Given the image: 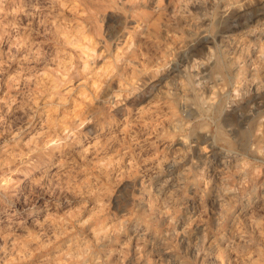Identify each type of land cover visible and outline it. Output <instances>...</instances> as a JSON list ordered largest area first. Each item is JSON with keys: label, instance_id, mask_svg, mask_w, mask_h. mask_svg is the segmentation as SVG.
<instances>
[{"label": "rangeland", "instance_id": "rangeland-1", "mask_svg": "<svg viewBox=\"0 0 264 264\" xmlns=\"http://www.w3.org/2000/svg\"><path fill=\"white\" fill-rule=\"evenodd\" d=\"M178 1L179 0H166V3L171 5L167 11V18L161 16V17H159L158 21H157L156 17L151 16V13L153 12L152 8L145 9V8L141 7V8L133 9V7L131 5H127L123 8L122 11L118 8L107 9L105 11L104 15H106L107 17L119 16V17H121V29L123 27L124 21H125V25H124V28L122 29V37L118 40L117 43H111V41H110V43H111L110 51L105 53L104 59H98L97 57L100 56V53L103 51V47L102 46L95 47V48L92 47L91 41H93L95 39V37H94L92 30L88 28L87 21L89 18L87 16L83 15V13H86L89 10H91V12L95 14L97 19L100 17L101 13L97 7H95L91 3H89V0H64V2L67 4V7L61 6L60 0H0V30L2 29V31H0V137H1L0 138V145L2 146V147L0 146V149H1L0 150V157H1L0 158V181H1L0 183H2L5 186L4 188L0 187V192L3 191L0 193V241H1V239L3 241V242L1 241L2 245L0 244V246H1L0 247V249H1L0 253H2L4 251L6 252V253L5 252L2 253L3 255L0 254L1 255L0 256V261H1L0 264H2V263L3 264H35V263L36 264H42V263L43 264H54V263L59 264V262H60V264H66V263L67 264H78V263L79 264H85L86 262H87L86 264H93L94 261L97 264H114V263L115 264H149V263L150 264H182V263L183 264H208L210 261L209 259H211L210 264H229V263L230 264H239V263L244 264V262H242L241 258L243 255H245L247 253L248 254L250 253L252 255V259H253L254 264H262V263L264 264V257L261 256V247L263 245H261L259 248L256 246L257 245L256 243H258L256 235H255L253 240L248 241L247 243H245V245L243 243L241 246L236 245L237 244L235 242L236 239L234 240V238L231 235L232 228H234L235 226L241 225L243 222L242 217H241V215H242L241 205H237L236 207L233 208V210L231 212L232 214L230 213L228 216L229 218L227 217L228 219L227 218L222 219L221 215H219L218 220H216V218H213V220H212V219H210V217L212 216L211 211H209L207 213V216L204 215L205 210L211 208V204L208 202V196L206 194L202 193V187H203L202 185H204L203 180L204 181H211L214 184L216 183L217 190H218L217 191V197H218L219 201L220 200H227L228 198H231V199L240 198V199H243V201L246 200L249 203V206H248L249 208H247L248 212L249 211L251 212L252 208H254V209L259 208L258 210H260V208H261L260 211L262 213L257 217V223H258V225H261V223H262L261 226H264L263 225L264 224V207H263L264 206V193H263L264 192V173H262V172H264V147L262 150V146H264V107H263L264 104L260 103V100L264 99V94H261V96L259 98L255 95L256 87L264 88V73H261L259 75L260 77L258 76V79L261 81V83L258 86L257 85H254V86L245 85V87L242 89V98L240 100H234V99L230 98V96H225V97H221L219 103H213L211 101L212 100L211 89L209 88L211 84L219 83V81H217L215 79L216 76H227L228 75L227 71L229 70L228 69L229 64L231 63V61L234 58H236L238 56L239 57L241 56L244 59L247 57L245 60L243 59L245 62L246 69H248V66L251 64V62L254 65L253 67H256L258 65H262V63L264 65V58H261V48L264 47V43H263L264 41H261V42L253 41L251 39L250 33H246L247 28L250 27L251 25L250 26L244 25L242 23H240L238 25L234 24V22H238V21H241L243 19H247V16L245 13H240L238 11V9L233 7L231 9V11L228 12L227 17H226V10H227L226 5L228 4V0H223V2L220 4L218 9L216 8V5L213 3L212 0H191V3L188 0H180L179 2ZM186 2H187V4H186ZM189 3H190V5H189ZM85 5H87V7ZM187 6H188V8H187ZM177 10H178V12H177ZM214 10H215L216 19L213 22L210 14ZM249 10L253 13V15H257L261 11H264V10H261L259 8L248 9L246 6V11H249ZM180 11L182 14L180 13ZM177 15H178V17H177ZM205 16H207L206 19L203 18ZM129 17H132V19H129ZM154 18H156V19H154ZM152 20H153V22H152ZM177 20H179V21H177ZM190 20H192V21H190ZM154 21H156V22H154ZM189 21H190V23H189ZM197 22H199V24H201V27H206V26L212 25L216 30H218L223 35V40L219 41L217 43V47L215 49H210L209 52H204L202 54V57H201L202 59H205V60L207 59L208 61L214 62V65L215 66L217 65L218 68L216 66L214 72L211 73L209 75V77H204L203 79L208 80V83L202 84V83H200V81H196L194 79L195 75L197 74L196 68L198 66L195 64L189 66V68L185 71L184 76H183V79L185 80V84H184L183 88H181L180 91H177L175 88H173L169 93V95L172 96V102L174 101L173 102V104H174V116L172 119L173 123L171 121V123H170L171 125H170L168 122H166L168 124L164 125L165 128H168L170 125V127H173L175 129H183V127H184L183 125H185L186 122L189 123L194 119V120L198 121L200 124L202 123L201 125L203 126V128L208 129V130L203 131L199 134L207 137V139L209 141V145H208L209 151L206 153H203L205 158L200 157V159H199V157L197 156L196 163L195 164H189L188 160L190 158L196 156L195 151L197 150L196 152L198 153L199 152L198 149L193 150V152H191V153H187V154L185 153L182 156H176L175 152L173 153L168 148H166L163 144L160 146L159 142H157L155 145L152 146L151 145L152 141L156 140V136L153 138L154 135H151V127H146V128L144 127L143 128L142 124L138 125L139 123H136L135 115H133L132 117H130V120L131 121L133 120V121H132L131 126L128 129V127H126L124 123H121L122 117L114 114L115 110H113V115H111V116L105 111L101 101H103L106 98V96L104 95V92L108 91V87L110 86V84H111V86H115V85H112V81H110L108 79L109 75L112 76L113 79L117 75L121 74L122 72L125 73V75H126L127 72L130 71V69H128L129 62L139 63L140 65H142L146 68H149V69L154 68L158 72H166L168 70L169 63L175 62V55L174 54L179 52V51L185 50L187 48L188 44H189V48L192 46L193 42L190 41L187 44V41L182 39L181 33L184 32L183 34L186 35L187 31H188V25L194 24ZM151 23H152V25H151ZM146 24H148V25H146ZM181 25H184V26L181 27ZM149 27H152L153 30ZM193 27H195V25H193ZM105 29H107V25H105ZM134 30H136V32ZM118 31L119 30L113 29V28L107 29L108 34L110 36H113V37H115L118 34ZM146 31H147V33H146ZM161 31H164V32H161ZM169 32L173 33V36H169L167 34ZM125 33H126V35H125ZM136 33H137V35H136ZM232 34H233V36H232ZM202 35H203V33H201V36ZM82 37L86 38V39L83 40ZM227 39H229L228 43H227ZM142 40H144V41H142ZM171 40L172 41L175 40V42L178 43L180 45V47L177 48L176 43L170 44ZM165 41H166V43H165ZM199 42H200V37H197L195 43H199ZM122 43H123V45H126L128 43L127 45H129V47L132 46L131 48L133 51H128L127 48H125L124 52L126 54H122V58H120L119 63H117L115 60V57H116V54L118 52H120V49L124 47L122 45ZM159 43L160 44L162 43L163 46H162V44L159 46ZM164 43L167 45V47L165 46ZM17 44H18V46H17ZM22 44L25 46H23ZM239 44H240V46H237ZM256 44L258 45V47ZM260 44L262 47L260 46ZM16 47H18L17 50H19V51L14 49ZM240 47L244 49V53L236 54V56H235L233 53H235L236 50L240 49ZM82 48H84L87 51H85L84 49L82 50ZM225 48H226V50H225ZM245 48H249L250 50L245 49ZM254 49L256 50V52ZM79 50L81 51V53ZM258 51H259V53H257ZM166 52H168V53H166ZM169 52L173 53V55H171L172 57H169L170 56ZM228 52H230V53H228ZM137 54H138V56H137ZM257 56H258V58H257ZM161 58H163V59H161ZM256 58L258 60H260V63L255 62ZM127 59L129 62L127 61ZM213 59H215V60H213ZM19 60H21V62ZM75 60L77 63L75 62ZM86 60H87V62H86ZM106 62H109V63L106 64ZM18 64H19L20 68H19V66H17ZM78 64H79V66H78ZM81 65L83 67H81ZM105 65H106V67H105ZM111 65H112V67H110ZM149 65H151L152 67ZM157 65L160 67H158ZM70 66H71V68H70ZM99 67H100V69H103V71L99 72L100 78H99V75L98 76L92 75L93 73H96L95 70H97V69L100 70ZM107 67H109V68H107ZM219 67H221V68H219ZM16 69H20V70L17 71ZM15 70L17 72H15ZM88 70L89 71L91 70V72H89ZM234 70L235 69H232L231 71L234 72ZM89 74H90V76H88ZM247 74L248 73L246 72V75ZM101 77L103 79H101ZM247 77L250 78L248 75H247ZM83 78H85V79H83ZM91 78H93V79H91ZM78 82H80L81 84ZM228 82L229 83L231 82L230 77H229ZM77 83H78V85H77ZM91 83H93V84H91ZM187 83H189V84H187ZM90 85H93V86H90ZM197 85H199L200 88L197 87ZM97 86H99V89H100L98 92H97ZM192 87H193V89H192ZM249 88H251V91H248ZM65 89H67L66 93H65ZM199 89H200V91H199ZM77 91H78V93H77ZM100 91H102V92H100ZM244 91H246V92H244ZM57 92L59 94H57ZM93 92H97V94L100 97V100L95 101L94 102L95 104L91 103V105H90V103H88V102L94 100V97L92 95ZM62 94L65 96H62ZM100 94H101V96H100ZM194 94H195V96H194ZM254 95H255V97H254ZM79 96H81V97H79ZM177 96H179L180 99ZM58 97L60 99H57ZM86 98H87V100H86ZM6 99H7V101H6ZM14 101H15V104H14ZM197 102H198V104H197ZM8 103H9V106H8ZM188 103H189V105H188ZM253 103L257 104L256 108H252ZM13 105H15V106H13ZM190 105H192L191 108H190ZM194 107H195V109H194ZM1 108H3V109H1ZM93 108L96 109L97 111L95 110L96 111L95 112ZM4 109H6V110H4ZM206 109L207 110L209 109V110L207 111ZM201 110H203V111L201 112ZM201 113H203V114H201ZM229 113H231V114H229ZM237 113H239V116L237 115ZM37 114H39V116ZM193 116H194V118H193ZM77 117H80V118L82 117L81 119L79 118L78 122L80 120H83V118L88 117L89 119L92 120V124L86 125L85 128L81 130V133L77 134L76 142H72L70 144V147L63 150L64 159L62 158L63 156H62L61 152H57L53 149H49L47 153H39V152L37 154L35 153L30 158L27 156L31 148H34L37 146H42V142H45L46 138L49 135H51L53 132L59 134V133H62L63 129L68 128V126H69V128H71L72 124H73L72 122L74 120L77 122V120L75 119ZM145 119H147V118H145ZM29 121H31V122H29ZM134 121H135V123H134ZM241 121H247V125L241 131L240 137H236L233 134V130L231 129V126H232L231 123H233V126H234V124L236 125L238 122H241ZM24 122L25 123L27 122V123L25 124ZM51 123H52L53 127L51 126ZM66 123H68V124H66ZM258 125H260V129H259ZM64 126H66V127H64ZM38 127H40V128H38ZM134 127H136V129ZM178 127H180V128H178ZM89 128L94 129L95 134L93 137H95V138H92V136L89 137L87 135ZM131 128L133 129V131L135 130V132H132ZM138 128H140V129H138ZM141 128H143V129H141ZM144 129H146V132H144L145 131ZM120 130H122L123 132ZM258 130H259V132H258ZM36 131H38V133H36ZM157 131H160V130L157 129ZM257 132L259 133V135ZM43 134H45V135H43ZM123 134H124L125 138H124V136H122ZM27 135H28V137H27ZM37 136L39 138H36ZM100 136H102V137H100ZM128 136H129V138H128ZM149 136H151L150 141H149V139L148 140L146 139ZM260 137H261V139H260ZM91 138H92V140H91ZM252 138H255V139H252ZM86 139H88V140H86ZM119 139H121V140H119ZM257 139H259V140H257ZM24 140L26 142H24ZM29 140L30 141L32 140L33 142L32 141L30 142ZM97 140H99V142H101L102 144L104 141H106V142H104L103 145L99 144L100 145L99 147H102L103 150L99 152V157H96L97 156L96 152H95V154H94V152H91L93 154L90 153L91 155H88V160L94 164V163H96V160L98 158V159H100L101 163L106 162L105 166L107 167V164H112L113 166H115L116 160L122 159L121 164L124 166H122L120 164V168L125 173H124V176L122 177L120 187H123L125 185H131L133 187H132V191L130 193L131 195L128 198V202L126 203L127 205L125 204L121 208V210L117 211L114 204H112V205H109V209L107 211L104 210V211L100 212L99 209L101 208V204L96 203L95 204L96 209L98 207L99 208L96 210V212H94V213L89 212L90 213L89 214L88 211H85V210L80 208V200L82 197L77 193L78 190H77V192H75L74 190L71 191L72 189L76 188V184H73L71 177L69 175H65L64 173L68 172L69 168H71V167L77 166L76 167V168H78V169H76L77 172H79V166L81 168H88L89 165L83 159H81L80 152H81L82 148H84L87 143L88 144L91 143V144L95 145V143H97ZM251 140H253L254 142H251ZM258 141H260V142H258ZM23 142H24V144H23ZM148 142L150 143V146L148 145L149 144ZM167 142L168 141H166V143ZM168 143H170V142H168ZM177 143H180V142L177 141ZM88 144L86 145V147L89 146ZM241 146H242V148H241ZM113 147H115V148H113ZM145 147H146V149H144ZM256 148H257V150H256ZM258 148H260V150ZM106 149H107V151H105ZM128 149H130V150H128ZM148 150H151V151H148ZM27 151H28V153H27ZM133 151H135V153H133ZM144 151H145V153L143 155ZM128 152H129V154H128ZM151 152H153V153H151ZM255 152L257 154H255ZM23 153L25 156L23 155ZM125 153L128 154L127 156L129 158H127ZM18 154H19V156H18ZM141 154H142V156H140ZM5 155H7V156L9 155V156L5 157ZM12 155H13V157H12ZM129 155H131V156H129ZM160 155H163V156H160ZM104 156H105V159L103 158ZM235 156H236V158H235ZM16 157H23V158L25 157V159L24 160L16 159ZM110 157H111V159H109ZM145 157H148V158H145ZM255 157L256 158L258 157V159H256ZM59 158H60V160H59ZM125 158H127L128 160L127 159L125 160ZM157 158H158V160H157ZM165 158H166V160H165ZM171 158H173V159L171 160ZM27 159H31L32 161H35V163L29 164V163L25 162ZM162 159H163V161H162ZM218 159H219V161H218ZM228 159H230V161H233L234 159L238 160L239 163L241 164L242 170L240 171V174L238 176H236L235 178L226 176L223 179H219L210 169L213 165H217V164L221 163L222 161L229 162ZM134 160H136V161H134ZM12 161H14V162H12ZM74 161H75V163H74ZM123 161H124V163H123ZM149 161H150V163H148ZM206 161H208V162H206ZM53 162H54V166H53ZM143 162L147 163V165L144 164ZM4 163H6V164H4ZM69 163H71V164H69ZM247 163H248V165H247ZM7 164H8V166H7ZM185 164H186V166H185ZM209 164H211V165H209ZM253 164H255V165H253ZM65 165H67V166L64 168ZM258 165L259 166L261 165V166L259 167ZM16 166H18V167H16ZM126 166H128V167L126 168ZM7 167H9V168H7ZM130 168L133 170H130ZM108 170L110 171V169H108ZM180 170L183 172H181ZM47 171L49 172V174L47 173ZM50 171H52V172H50ZM58 171H59V173H57ZM126 171H128L130 173H127ZM9 172H10V174H9ZM50 173H52V174H50ZM41 174H43L44 177ZM79 174L80 175L76 176V183L77 184L80 181V178L81 179L84 178V174L82 172H79ZM177 174H179V175H177ZM47 175H49V176H47ZM73 175H75V174H73ZM38 176H39V178H38ZM46 176L49 177V179ZM63 176H65V177H63ZM175 176H176V178H175ZM8 177H10V179ZM183 177H185V179L187 178V181H186L187 185H186V183H181L182 180H184ZM42 178L45 180H43ZM52 178H54V181L56 180L59 183L57 184V182H53ZM260 178H261V180H260ZM16 180H17V182H16ZM28 180L30 181V183ZM47 180H49V181H48V185L46 186ZM7 182H8V184H7ZM156 182H158V184ZM161 182H163V183H161ZM37 183H39V184H37ZM193 183H194V185H193ZM32 184H34V185H32ZM53 184H54V186H53ZM190 184H192V185H190ZM10 185L12 186V188H10L11 187ZM39 185H41V186H39ZM64 185H66V186H64ZM179 185L181 186V191H180L181 197L183 196L182 197L183 204L181 201L180 205L183 208L185 206L184 209L180 205L179 206L176 205V207H175V206L170 205L168 202L164 201V198L167 197L168 195L172 194V192L174 190H176L175 188H179L178 187ZM158 186L161 188H158ZM172 187L174 188V190H172L173 189ZM253 188H255V189H253ZM228 189H229V191H228ZM184 190H185V192H184ZM186 191H187V193H186ZM72 192L74 193L75 197L73 196ZM159 193H160V195H159ZM197 195H198V197H197ZM226 196L227 197L230 196V197L227 198ZM136 198H137V200H136ZM113 200H114V197H113ZM260 200H262V201H260ZM92 201L95 202L96 197H93ZM104 203H107V201H104ZM162 203H164V204H162ZM92 204L93 203H89L88 207L92 208L93 207ZM252 205L255 207H253ZM260 205L262 207H260ZM39 206L45 207L46 210L45 211L43 210L44 212L41 211L40 213L37 214L35 212ZM168 206L170 209L168 208ZM76 207H78V208H76ZM67 209H69L70 213L66 211ZM77 209H79V211ZM166 209H167V211H166ZM140 210H142V211H140ZM151 211H152V213H151ZM175 211H177V212H175ZM80 212H82V213H80ZM58 213H60V214H58ZM91 213H93V214H91ZM33 214L36 218L33 216ZM44 214L45 215L47 214L46 217L43 216ZM193 214L197 215V216H194ZM30 215L33 217H31ZM72 216L75 217V219ZM29 217H30V219H29ZM89 217H91V218H89ZM117 217H120V218H117ZM259 217H261V218H259ZM41 218L42 219L44 218L46 220V222L48 221L47 224H43L44 220H42ZM47 218H48V220H47ZM65 218L68 221L64 220ZM83 218L84 219L86 218V220L83 221ZM231 218H233V219H231ZM80 219L82 221H80ZM202 219L207 222L208 226L212 225L211 227L213 228V230L211 228V231L209 232L207 239H205L203 235H204L205 231H208V228L204 227L205 225L201 223ZM89 220H92V221H89ZM109 220H111V221H109ZM113 220L114 221L116 220V221L114 222ZM234 220L235 221L237 220V221L234 222ZM85 221H87V223H85ZM183 222L185 223V225ZM244 222H245V220H244ZM115 224H116V226H115ZM132 224H133V226H131ZM189 224H191L190 231H189V228L187 227ZM245 224L248 226V224H249L248 220H246ZM13 225L16 227H14ZM81 226H82V228H81ZM175 226H176V228H175ZM25 227H26V229H25ZM50 227H52V228H50ZM180 228H182V229H180ZM48 229L50 230V232ZM179 229H180V231H179ZM186 229H187V233H186ZM251 229L257 230V232H256V230L254 231L255 234L259 232V229L256 227L251 228ZM51 230H53V231H51ZM117 230H119V231L117 232ZM159 230L161 232H159ZM175 230H176L175 233L176 234L178 233L179 236L174 234ZM222 230H223V232H222ZM17 231H18V233H17ZM33 231H34V233H33ZM40 231H42V232H40ZM58 232H59V234H58ZM91 232H92V234H91ZM96 232L101 235L100 236V237H102L101 239L95 235ZM131 232H134L135 234L134 235H133V233L130 234ZM4 233H6V234H4ZM1 234H3V235H1ZM28 234H29V237H28ZM42 235L44 236V238H42L43 237ZM3 236H5V237H3ZM51 236L52 237L54 236V237L51 238ZM67 236H68V238H67ZM135 236H136V239H138V243H137V240L135 239ZM170 236H171V238H169ZM196 236H198V239ZM46 237L48 238V241H46ZM24 239H25V241H24ZM124 239H125V241H124ZM106 240H107V242H106ZM142 240H144V241H142ZM199 240H201V241H199ZM14 241H15V244H17V245L19 244V245L18 246L15 245ZM51 241H53V242H51ZM188 241H190V242H188ZM194 241H197L198 243L194 242ZM212 241H213V243H212ZM252 241H254V242H252ZM10 242H12V244H14V245H12ZM41 242H43V243H41ZM72 242H75V244ZM157 242H158V244H157ZM170 242H171V244H170ZM34 243H36V244H34ZM103 243H104V245H103ZM105 243L106 244L108 243L107 246ZM112 243H113V245H112ZM125 243H126V245H125ZM224 243L228 245V249H229L228 256H225V258H223L222 254H221V248H220V245L224 244ZM10 244H11V246H10ZM140 244H141V246H140ZM30 245H32L33 247ZM129 245H131V246H129ZM135 245L138 247H136ZM215 246H217V247H215ZM246 246H247V248H246ZM252 246H254V249ZM37 247L39 249H37ZM47 247H49V248H47ZM89 247H90V249L87 250V248H89ZM106 247H108V249ZM114 247H115V249H114ZM124 247H125V249H124ZM30 248H31V250H30ZM110 248L113 250H111ZM126 248H127V250H126ZM131 248H132V250H131ZM201 248H204L207 250L205 252H202L206 256L200 252ZM263 248H264V246H263ZM24 249L26 250L25 251L26 253L24 252ZM152 249H153V251H152ZM10 250H12L13 252ZM47 250H49V251H47ZM55 250H56V252H55ZM91 250L93 252H91ZM159 250H162V251H159ZM232 250H233V252H232ZM85 251H87V252L85 253ZM157 251H158V254L155 253ZM217 251H218V253H217ZM18 252H21V253H18ZM58 252L61 254H58ZM67 252L68 253L70 252V253L67 254ZM234 252L237 254H235ZM110 253H112L113 255H111ZM125 253H126V255H125ZM214 253L216 256L214 255ZM69 255H71V256H69ZM139 255H141V256L139 257ZM11 256H12V258H11ZM17 256H18V258H17ZM47 256L49 257V259ZM73 256H75V258ZM115 256H117V260H116ZM120 256L123 257V258H120L122 261H120V259H119ZM233 256H234V259H233ZM7 257L10 259L7 260ZM68 257L70 259H68ZM96 257H97L98 261H97ZM108 257H110V258H108ZM111 257H112V259H111ZM183 257H184V259H182ZM238 257H240V258H238ZM173 258H175V259H173ZM222 258H223V260H222ZM18 259H20V260H18ZM262 259H263V261H262ZM63 260L65 262H63ZM149 260H152L153 263L150 262ZM205 260L207 263L205 262ZM80 261H81V263H80ZM147 261H148V263H147ZM176 261H178V262H176ZM33 262H35V263H33ZM96 263H94V264H96Z\"/></svg>", "mask_w": 264, "mask_h": 264}, {"label": "clouds", "instance_id": "clouds-1", "mask_svg": "<svg viewBox=\"0 0 264 264\" xmlns=\"http://www.w3.org/2000/svg\"><path fill=\"white\" fill-rule=\"evenodd\" d=\"M189 2H191V0H189ZM222 2L223 0H213L217 9ZM60 3L61 6L67 7L64 0H60ZM89 3L97 7L101 13L98 19L91 10L83 13V15L89 18L87 21L88 28L92 30L95 37V39L91 41L92 47H103V51L100 53V56L97 57L98 59H104L105 53L109 52L111 49V43H117L122 37V29L125 25L124 21L121 29V17L119 16L107 17L104 15L107 9L118 8L122 11L127 5H131L133 9L141 7L145 9L152 8L153 12L151 16L156 17L158 21L161 16L167 18V11L171 6L166 3V0H89ZM85 6L87 7V5ZM246 6L248 9L259 8L264 10V0H228L226 17L233 7L238 9L240 13H245L247 19L234 22V24L238 25L242 23L244 25H251L247 28L246 33L251 34V39L253 41H264V11H261L257 15H253L250 10L246 11ZM210 15L214 22L216 19L215 10ZM203 18L206 19L207 16ZM129 19H132V17H129ZM105 25H107V29L113 28L119 30L118 34L115 37L110 36L107 29H105ZM193 25H195V27H193ZM201 33H203L202 36ZM168 35L173 36V33L169 32ZM181 37L187 41V44L190 41L193 42V44L190 48L188 44L185 50L174 54L175 62L169 63L166 72H158L154 68L149 69L139 63L129 62L128 69H130V71H128L126 75L122 72L117 75L115 79H113L112 76L108 77V79L112 81V85L115 86L110 85L108 87V91L104 92L106 98L101 102L105 111L110 116L113 115V110H115L114 114L122 117L121 123H124L126 127L131 126L132 121L130 117L133 115L136 117V123L142 124L144 127H151V135L156 136V140L152 141L153 145L159 142L170 151L175 152L176 156H182L185 153H191L193 150L198 149L199 153L195 151L196 156L188 160L189 164H195L197 156L199 159L200 157L205 158L203 153L209 151V141L207 137L199 134L207 129L203 128L196 120L186 123L183 129H175L173 127L165 128V123L168 122L170 124L174 116V104L169 93L173 88L177 91L183 88L185 84V80L183 79L184 73L189 66L193 64L198 66L196 68L197 74L194 79L200 81L202 84L208 83V80L203 78L209 77V75L214 72L216 66L211 61L202 59L201 57L204 52L215 49L217 43L223 40V35L212 25L201 27L197 22L188 25L187 34L184 35L181 33ZM197 37H200L199 43H195ZM171 43L176 42L173 40L170 44ZM176 47L179 48L180 45L176 43ZM125 48H127L128 51H132L129 45H124V47L120 49V52L116 54L115 59L117 63H119L122 54H126L124 52ZM169 55L171 56L173 53L169 52ZM261 57L264 58V47L261 48ZM252 67V62L248 66V69H246L242 57L238 56L234 58L228 66V75L216 76L215 79L219 81V83L210 85L212 102L219 103L221 97L225 96H230V98L234 100H240L242 98V89L246 84L251 86L259 85L261 81L257 77L249 79L246 76V72L250 71ZM232 69H235V71L232 72ZM100 71H103V69L98 70L96 73H93V75L98 76ZM229 77L231 79L230 83L228 82ZM101 79L103 78L101 77ZM197 87H199V85H197ZM98 91L99 86H97V92ZM249 91H251V88H249ZM97 92L92 93L94 100L89 102L90 105L100 100ZM261 94H264V88L256 87L255 95L259 98ZM260 103L264 104V99H261ZM256 107L257 104L253 103L252 108ZM237 115L239 116V113H237ZM76 120H79V117H77ZM90 124H92V120L88 117H85L78 123L74 120L71 128H65L62 133L59 134L53 132L46 138L42 146L31 148L28 157L30 158L33 154L38 152L47 153L49 149L61 152L63 156V150L70 147L72 142H76L77 134L81 133V130L84 129L86 125ZM246 125L247 121H241L231 126L233 134L236 137H240L241 131ZM157 129H160V131H157ZM94 134V129L89 128L87 135L91 137ZM147 139L150 140L151 136L147 137ZM166 141L170 143H166ZM177 141L180 143H177ZM99 144L100 142L97 140L96 145L89 143V147L82 148L80 157L89 167L79 169V172L84 173V178L81 179L78 184L76 183V176L79 175V172L76 171V167L69 168L68 172L64 174L69 175L72 183L76 184V188L73 190H78V194L82 197L80 200L81 209L94 213L97 210L95 204L99 203L101 204L100 211L108 210L109 205L112 204H114L116 210L119 211L128 202L133 186L125 185L120 187L122 177L124 176V171L120 168L121 159L116 160L115 166L108 164L107 167L105 166L106 162L101 163L99 159L96 160L95 164L88 160V155L91 152H96L97 157H99V152L103 150L102 147H98ZM16 159L24 160L25 158L16 157ZM109 159H111V157ZM25 162L35 163V161L31 159H27ZM108 169H110V171ZM0 187H4V185L0 183ZM202 192L208 196V201L211 204V209H206L204 215H207V213L211 211L212 216L210 219L213 220V218H216V220H218L221 210L218 207L217 185L211 181H205ZM93 197H96L95 202L92 201ZM105 200L107 203H104ZM89 203H93L92 208L88 207ZM85 223H87V221H85ZM201 223L208 228V231L204 232V238L207 239L212 227H209L207 222L203 219ZM188 228H191V224L188 225ZM257 228L259 232L256 233L258 241L256 246L259 248L261 245H264V226L257 225ZM176 235L179 236L178 233ZM205 251L207 250L204 248L200 250L201 253ZM261 256L264 257V248H261ZM248 259H250V257Z\"/></svg>", "mask_w": 264, "mask_h": 264}, {"label": "bare ground", "instance_id": "bare-ground-1", "mask_svg": "<svg viewBox=\"0 0 264 264\" xmlns=\"http://www.w3.org/2000/svg\"><path fill=\"white\" fill-rule=\"evenodd\" d=\"M180 1V0H179ZM178 1V2H179ZM189 1V0H188ZM213 1V0H212ZM3 2V1H2ZM203 2V1H202ZM201 2V3H202ZM177 3V2H176ZM185 3V2H184ZM183 3V4H184ZM191 3V2H190ZM190 3H189V5H190ZM212 3V2H211ZM2 4V3H1ZM186 4H187V2H186ZM185 4V5H186ZM188 5V6H189ZM201 5V4H200ZM210 5V4H209ZM226 5V4H225ZM177 6V5H176ZM188 6H187V8H188ZM227 6V5H226ZM186 7V6H185ZM223 8V7H222ZM226 10V9H225ZM231 11V10H230ZM177 12H178V10H177ZM184 12V11H183ZM187 12V11H186ZM221 12V11H220ZM180 13H181V11H180ZM191 13V12H190ZM224 13V12H223ZM178 14V13H177ZM182 14V13H181ZM183 16V15H182ZM185 16V15H184ZM187 16V15H186ZM177 17H178V15H177ZM194 17V16H193ZM143 18V17H142ZM153 18V17H152ZM183 18V17H182ZM154 19H156V18H154ZM191 19V18H190ZM194 20V19H193ZM196 20V19H195ZM150 21V20H149ZM177 21H179V20H177ZM190 21H192V20H190ZM190 21H189V23H190ZM152 22H153V20H152ZM154 22H156V21H154ZM175 23V22H174ZM184 23V22H183ZM188 23V22H187ZM199 23V22H198ZM141 24V23H140ZM160 24V23H159ZM172 24V23H171ZM186 24V23H185ZM142 25V24H141ZM146 25H148V24H146ZM151 25H152V23H151ZM201 25V24H200ZM158 26V25H157ZM182 26H184V25H181V27ZM250 26V25H249ZM148 28V27H147ZM149 28H151L152 29V27H149ZM165 28V27H164ZM134 29V28H133ZM140 29V28H139ZM153 30V29H152ZM170 30V29H169ZM0 31H2V29L0 30ZM140 31V30H139ZM149 31V30H148ZM167 31V30H166ZM183 31V30H182ZM136 32V31H135ZM161 32H164V31H161ZM245 32V31H244ZM146 33H147V31H146ZM184 33V32H183ZM133 34V33H132ZM144 34V33H143ZM154 34V33H153ZM159 34V33H158ZM166 34V33H165ZM168 34V33H167ZM83 35V34H82ZM125 35H126V33H125ZM136 35H137V33H136ZM164 35V34H163ZM180 35V34H179ZM185 35V34H184ZM241 35V34H240ZM251 35V34H250ZM156 36V35H155ZM226 36V35H225ZM232 36H233V34H232ZM131 37V36H130ZM134 37V36H133ZM166 37V36H165ZM178 37V36H177ZM83 38V37H82ZM89 38V37H88ZM129 38V37H128ZM139 38V37H138ZM157 38V37H156ZM162 38V37H161ZM167 38V37H166ZM234 38V37H233ZM84 39H86V38H83V40ZM140 39V38H139ZM168 39V38H167ZM226 39V38H225ZM81 40V39H80ZM228 40L229 39H227V43H228ZM241 40V39H240ZM125 41V40H124ZM141 41V40H140ZM142 41H144V40H142ZM172 41V40H171ZM184 41V40H183ZM84 42V41H83ZM242 42V41H241ZM261 42V41H260ZM80 43V42H79ZM88 43V42H87ZM146 43V42H145ZM165 43H166V41H165ZM164 43V44H165ZM181 43V42H180ZM264 43V42H263ZM262 43V44H263ZM24 44V43H23ZM22 44V45H23ZM128 44V43H127ZM154 44V43H153ZM162 44V43H161ZM160 43H159V46L161 45ZM255 44V43H254ZM27 45V44H26ZM83 45V44H82ZM121 45V44H120ZM122 45H123V43H122ZM155 45V44H154ZM235 45V44H234ZM257 45V44H256ZM17 46H18V44H17ZM23 46H25V45H23ZM124 46V45H123ZM162 46H163V44H162ZM165 46L167 47V45L165 44ZM173 46V45H172ZM224 46V45H223ZM237 46H240V44L239 45H237ZM260 46H261V44H260ZM14 47V46H13ZM20 47V46H19ZM132 47V46H131ZM138 47V46H137ZM257 47H258V45H257ZM262 47V46H261ZM17 48L18 47H16V48H14L15 50H17ZM169 48V47H168ZM237 48V47H236ZM250 48V47H249ZM249 48H245V49H249ZM256 48V47H255ZM84 48H82V50H83ZM119 49V48H118ZM137 49V48H136ZM163 49V48H162ZM235 49V48H234ZM252 49V48H251ZM258 49V48H257ZM85 50V49H84ZM167 50V49H166ZM177 50V49H176ZM225 50H226V48H225ZM228 50V49H227ZM233 50V49H232ZM250 50V49H249ZM255 50V49H254ZM17 51H19V50H17ZM16 51V52H17ZM80 51V50H79ZM78 51V52H79ZM85 51H87V50H85ZM133 51V50H132ZM136 51V50H135ZM169 51V50H168ZM246 51V50H245ZM137 52V51H136ZM173 52V51H172ZM255 52H256V50H255ZM80 53H81V51H80ZM79 53V54H80ZM91 53V52H90ZM164 53V52H163ZM166 53H168V52H166ZM228 53H230V52H228ZM232 53V52H231ZM241 53H244V49L243 48H241L240 47V49H238V50H236V52L235 53H233L235 56H236V54H241ZM257 53H259V51L257 52ZM212 54V53H211ZM210 54V55H211ZM84 55V54H83ZM86 55V54H85ZM88 55V54H87ZM231 55V54H230ZM129 56V55H128ZM137 56H138V54H137ZM168 56V55H167ZM166 56V57H167ZM214 56V55H213ZM233 56V55H232ZM244 56V55H243ZM246 56V55H245ZM248 56V55H247ZM169 57H172V56H169ZM241 57V56H240ZM87 58V57H86ZM122 58V57H121ZM138 58V57H137ZM165 58V57H164ZM210 58V57H209ZM214 58V57H213ZM218 58V57H217ZM224 58V57H223ZM231 58V57H230ZM247 58V57H246ZM245 58V59H246ZM257 58H258V56H257ZM256 58V59H257ZM260 58V57H259ZM262 58V57H261ZM20 59V58H19ZM85 59V58H84ZM126 59V58H125ZM142 59V58H141ZM140 59V60H141ZM161 59H163V58H161ZM233 59V58H232ZM244 59V58H243ZM244 59V60H245ZM250 59V58H249ZM255 59V62H257V63H260V60H256ZM81 60V59H80ZM116 60V59H115ZM124 60V59H123ZM136 60V59H135ZM159 60V59H158ZM157 60V61H158ZM170 60V59H169ZM207 60V59H206ZM213 60H215V59H213ZM20 62H21V60H19ZM24 61V60H23ZM22 61V62H23ZM27 61V60H26ZM85 61V60H84ZM104 61V60H103ZM127 61H128V59H127ZM143 61V60H142ZM252 61V60H251ZM19 62V63H20ZM75 62H76V60H75ZM86 62H87V60H86ZM123 62V61H122ZM129 62V61H128ZM166 62V61H165ZM220 62V61H219ZM25 63V62H24ZM77 63V62H76ZM109 63V62H108ZM127 63V62H126ZM125 63V64H126ZM162 63V62H161ZM213 64H214V62H212ZM262 63V62H261ZM27 64V63H26ZM107 64V63H106ZM112 64V63H111ZM156 64V63H155ZM247 64V63H246ZM74 65V64H73ZM124 65V64H123ZM160 65V64H159ZM196 65V64H195ZM253 65V64H252ZM258 65V64H257ZM17 66H19V64L17 65ZM77 66V65H76ZM78 66H79V64H78ZM120 66V65H119ZM149 66H151V65H149ZM155 66V65H154ZM158 66V65H157ZM217 66V65H216ZM254 66V65H253ZM259 67H253V68H251V70L250 71H247V75L250 77L249 79H251V78H254V77H257L258 78V76L261 74V73H264V65H263V63H262V65H258ZM73 67V66H72ZM81 67H83L82 65H81ZM102 67V66H101ZM105 67H106V65H105ZM110 67H112V65L110 66ZM152 67V66H151ZM158 67H160V66H158ZM18 68V67H17ZM19 68H20V66H19ZM23 68V67H22ZM21 68V69H22ZM70 68H71V66H70ZM80 68V67H79ZM107 68H109V67H107ZM193 68V67H192ZM217 68H218V66H217ZM219 68H221V67H219ZM246 68V67H245ZM78 69V68H77ZM87 69V68H86ZM99 69H100V67H99ZM151 69V68H150ZM17 71H19L20 69H16ZM15 70V72H17ZM71 70V69H70ZM75 70V69H74ZM98 70V69H97ZM97 70H95L96 72H97ZM108 70V69H107ZM122 70V69H121ZM218 70V69H217ZM23 71V70H22ZM21 71V72H22ZM89 71V70H88ZM110 71V70H109ZM108 71V72H109ZM221 71V70H220ZM235 71V70H234ZM77 72V71H76ZM87 72V71H86ZM89 72H91V70L89 71ZM93 72V71H92ZM20 74V73H19ZM91 74V73H90ZM90 74L88 75V76H90ZM108 74V73H107ZM106 74V75H107ZM117 74V73H116ZM125 74V73H124ZM86 75V74H85ZM93 75V74H92ZM246 75V76H247ZM19 76V75H18ZM102 76V75H101ZM110 76V75H109ZM96 77V76H95ZM107 77V76H106ZM105 77V78H106ZM260 77V76H259ZM262 77V76H261ZM99 78H100V75H99ZM186 78V77H185ZM263 78V77H262ZM83 79H85V78H83ZM91 79H93V78H91ZM115 79V78H114ZM82 80V79H81ZM62 81V80H61ZM91 81V80H90ZM99 81V80H98ZM78 83H80V82H78ZM78 83H77V85H78ZM85 83V82H84ZM90 83V82H89ZM99 83V82H98ZM101 83V82H100ZM104 83V82H103ZM60 84V83H59ZM81 84V83H80ZM91 84H93V83H91ZM102 84V83H101ZM187 84H189V83H187ZM214 84V83H213ZM95 85V84H94ZM111 85V84H110ZM247 85V84H246ZM60 86V85H59ZM58 86V87H59ZM75 86V85H74ZM81 86V85H80ZM90 86H93V85H90ZM96 86V85H95ZM100 86V85H99ZM103 86V85H102ZM105 86V85H104ZM189 86V85H188ZM258 86V85H257ZM57 87V88H58ZM101 87V86H100ZM191 87V86H190ZM207 87V86H206ZM69 88V87H68ZM81 88V87H80ZM83 88V87H82ZM200 88V87H199ZM202 88V87H201ZM210 88V87H209ZM252 88V87H251ZM56 89V88H55ZM191 89V88H190ZM192 89H193V87H192ZM253 89V88H252ZM60 90V89H59ZM66 90L67 89H65V93H66ZM77 90V89H76ZM100 90V89H99ZM203 90V89H202ZM201 90V91H202ZM248 90V89H247ZM199 91H200V89H199ZM249 91V90H248ZM15 92V91H14ZM100 92H102V91H100ZM194 92V91H193ZM244 92H246V91H244ZM9 93V92H8ZM11 93V92H10ZM16 93V92H15ZM56 93V92H55ZM77 93H78V91H77ZM84 93V92H83ZM197 93V92H196ZM201 93V92H200ZM57 94H59L58 92H57ZM173 94V93H172ZM198 94V93H197ZM207 94V93H206ZM247 94V93H246ZM84 95V94H83ZM187 95V94H186ZM190 95V94H189ZM193 95V94H192ZM62 96H65V95H63L62 94ZM76 96V95H75ZM100 96H101V94H100ZM194 96H195V94H194ZM193 96V97H194ZM197 96V95H196ZM208 96V95H207ZM246 96V95H245ZM9 97V96H8ZM79 97H81V96H79ZM86 97V96H85ZM88 97V96H87ZM172 97V96H171ZM177 97H179V96H177ZM254 97H255V95H254ZM91 98V97H90ZM196 98V97H195ZM9 99V98H8ZM15 99V98H14ZM57 99H60L59 97L57 98ZM65 99V98H64ZM89 99V98H88ZM104 99V98H103ZM179 99H180V97H179ZM13 100V99H12ZM77 100V99H76ZM86 100H87V98H86ZM208 100V99H207ZM6 101H7V99H6ZM78 101V100H77ZM186 101V100H185ZM212 101V100H211ZM4 102V101H3ZM2 102V103H3ZM10 102V101H9ZM90 102V101H89ZM88 102V103H89ZM174 102V101H173ZM187 102V101H186ZM74 103V102H73ZM14 104H15V101H14ZM93 104V103H92ZM95 104V103H94ZM177 104V103H176ZM197 104H198V102H197ZM203 104V103H202ZM201 104V105H202ZM213 104V103H212ZM3 105V104H2ZM1 105V106H2ZM84 105V104H83ZM97 105V104H96ZM188 105H189V103H188ZM8 106H9V103H8ZM13 106H15V105H13ZM12 106V107H13ZM81 106V105H80ZM191 106L192 105H190V108H191ZM197 106V105H196ZM211 106V105H210ZM214 106V105H213ZM3 107V106H2ZM84 107V106H83ZM198 107V106H197ZM212 107V106H211ZM264 107V106H263ZM15 108V107H14ZM78 108V107H77ZM89 108V107H88ZM210 108V107H209ZM215 108V107H214ZM1 109H3V108H1ZM10 109V108H9ZM76 109V108H75ZM94 109V108H93ZM194 109H195V107H194ZM199 109V108H198ZM4 110H6V109H4ZM12 110V109H11ZM81 110V109H80ZM96 109H94V111H95ZM207 110V109H206ZM209 110V109H208ZM207 110V111H208ZM3 111V110H2ZM89 111V110H88ZM97 111V110H96ZM95 111V112H96ZM178 111V110H177ZM200 111V110H199ZM203 110H201V112H202ZM206 111V112H207ZM213 111V110H212ZM6 112V111H5ZM196 112V111H195ZM39 113V112H38ZM83 113V112H82ZM85 113V112H84ZM88 113V112H87ZM92 113V112H91ZM180 114V113H179ZM196 114V113H195ZM201 114H203V113H201ZM207 114V113H206ZM38 116H39V114H37ZM41 115V114H40ZM48 115V114H47ZM100 115V114H99ZM199 115V114H198ZM209 115V114H208ZM211 115V114H210ZM46 116V115H45ZM51 116V115H50ZM107 116V115H106ZM196 116V115H195ZM203 116V115H202ZM201 116V117H202ZM44 117V116H43ZM75 117V116H74ZM90 117V116H89ZM105 117V116H104ZM110 117V116H109ZM182 117V116H181ZM206 117V116H205ZM50 118V117H49ZM80 118V117H79ZM82 118V117H81ZM80 118V119H81ZM93 118V117H92ZM193 118H194V116H193ZM196 118V117H195ZM198 118V117H197ZM200 118V117H199ZM76 119V118H75ZM84 119V118H83ZM105 119V118H104ZM135 119H136V117H135ZM179 119V118H178ZM181 120V119H180ZM187 120V119H186ZM185 120V121H186ZM194 120V119H193ZM49 121V120H48ZM97 121V120H96ZM133 121V120H132ZM184 121V122H185ZM189 121V120H188ZM29 122H31V121H29ZM28 122V123H29ZM42 122V121H41ZM50 122V121H49ZM77 122H78V120H77ZM109 122V121H108ZM176 122V121H175ZM183 122V121H182ZM181 122V123H182ZM205 122V121H204ZM210 122V121H209ZM25 123V122H24ZM27 123V122H26ZM25 123V124H26ZM39 123V122H38ZM73 123V122H72ZM71 123V124H72ZM134 123H135V121H134ZM172 123H173V121H172ZM187 123V122H186ZM227 123V122H226ZM35 124V123H34ZM56 124V123H55ZM66 124H68V123H66ZM70 124V123H69ZM132 124V123H131ZM165 124H168V123H165ZM202 124V123H201ZM206 124V123H205ZM208 124V123H207ZM232 124V126H233V123H231ZM41 125V124H40ZM123 125V124H122ZM121 125V126H122ZM134 125V124H133ZM138 125H140V124H138ZM171 125V124H170ZM170 125H169V127H170ZM176 125V124H175ZM174 125V126H175ZM179 125V124H178ZM182 125V124H181ZM225 125V124H224ZM235 125V124H234ZM46 126V125H45ZM44 126V127H45ZM49 126V125H48ZM51 126H52V123H51ZM143 126V125H142ZM167 126V125H166ZM177 126V125H176ZM175 126V127H176ZM184 126V125H183ZM259 126V129H260V125H258ZM37 127V126H36ZM35 127V128H36ZM53 127V126H52ZM63 127V126H62ZM64 127H66V126H64ZM114 127V126H113ZM205 127V126H204ZM26 128V127H25ZM38 128H40V127H38ZM51 128V127H50ZM68 128H69V126H68ZM119 128V127H118ZM135 129H136V127H134ZM143 128H144V126H143ZM143 128H141V129H143ZM146 128V127H145ZM177 128V127H176ZM178 128H180V127H178ZM258 128V127H257ZM55 129V128H54ZM117 129V128H116ZM127 129V128H126ZM125 129V130H126ZM128 129H129V127H128ZM132 129V128H131ZM130 129V130H131ZM138 129H140V128H138ZM228 129V128H227ZM34 130V129H33ZM53 130V129H52ZM97 130V129H96ZM145 131L144 132H146V129H144ZM160 130V129H159ZM208 130V129H207ZM231 130V129H230ZM40 131V130H39ZM50 131V130H49ZM113 131V130H112ZM117 131V130H116ZM120 131H122V130H120ZM132 132H135V130L133 131V129L131 130ZM148 131V130H147ZM220 131V130H219ZM44 132V131H43ZM106 132V131H105ZM123 132V131H122ZM221 132V131H220ZM258 132H259V130H258ZM257 132V133H258ZM32 133V132H31ZM30 133V134H31ZM36 133H38V131H36ZM50 133V132H49ZM149 133V132H148ZM228 133V132H227ZM261 133V132H260ZM110 134V133H109ZM114 134V133H113ZM129 134V133H128ZM150 134V133H149ZM255 134V133H254ZM14 135V134H13ZM36 135V134H35ZM43 135H45V134H43ZM107 135V134H106ZM112 135V134H111ZM133 135V134H132ZM214 135V134H213ZM223 135V134H222ZM232 135V134H231ZM258 135H259V133H258ZM94 136V135H93ZM92 136V138H95V137H93ZM105 136V135H104ZM108 136V135H107ZM116 136V135H115ZM118 136V135H117ZM122 136H124V134L122 135ZM127 136V135H126ZM253 136V135H252ZM257 136V135H256ZM25 137V136H24ZM27 137H28V135H27ZM34 137V136H33ZM42 137V136H41ZM100 137H102V136H100ZM109 137V136H108ZM155 136H153V138H154ZM1 138V137H0ZM30 138V137H29ZM36 138H39L38 136L36 137ZM92 138H91V140H92ZM111 138V137H110ZM109 138V139H110ZM124 138H125V136H124ZM128 138H129V136H128ZM258 138V137H257ZM17 139V138H16ZM24 139V138H23ZM103 139V138H102ZM132 139V138H131ZM147 139V138H146ZM218 139V138H217ZM232 139V138H231ZM252 139H255V138H252ZM260 139H261V137H260ZM86 140H88V139H86ZM94 140V139H93ZM96 140V139H95ZM119 140H121V139H119ZM127 140V139H126ZM148 140V139H147ZM257 140H259V139H257ZM17 141V140H16ZM30 141V140H29ZM32 141V140H31ZM30 141V142H31ZM38 141V140H37ZM150 141V140H149ZM256 141V140H255ZM15 142V141H14ZM21 142V141H20ZM24 142H26L25 140H24ZM24 142H23V144H24ZM33 142V141H32ZM42 142V141H41ZM78 142V141H77ZM104 142H106V141H104ZM104 142H103V144H104ZM120 142V141H119ZM124 142V141H123ZM128 142V141H127ZM131 142V141H130ZM179 142V141H178ZM230 142V141H229ZM239 142V141H238ZM249 142V141H248ZM251 142H254L253 140H251ZM258 142H260V141H258ZM262 142V141H261ZM17 143V142H16ZM22 143V142H21ZM37 143V142H36ZM40 143V142H39ZM133 143V142H132ZM149 143V142H148ZM168 143V142H167ZM220 143V142H219ZM240 143V142H239ZM14 144V143H13ZM42 144H43V142H42ZM88 144V143H87ZM86 144V145H87ZM97 143H95V145H96ZM100 144H102L101 142H100ZM102 144V145H103ZM116 144V143H115ZM114 144V145H115ZM249 144V143H248ZM247 144V145H248ZM33 145V144H32ZM37 145V144H36ZM86 145H85V147H86ZM89 145V144H88ZM93 145V144H92ZM125 145V144H124ZM127 145V144H126ZM133 145V144H132ZM149 146H150V143L148 144ZM152 146H153V144H151ZM162 144H160V146H161ZM1 146V145H0ZM100 145H98V147H99ZM105 146V145H104ZM119 146V145H118ZM148 146V147H149ZM230 146V145H229ZM245 146V145H244ZM260 146V145H259ZM2 147V146H1ZM20 147V146H19ZM28 147V146H27ZM81 147V146H80ZM87 147H89V146H87ZM127 147V146H126ZM147 147V148H148ZM235 147V146H234ZM263 147L264 146H262V150H263ZM31 148V147H30ZM29 148V149H30ZM113 148H115V147H113ZM143 148V147H142ZM154 148V147H153ZM162 148V147H161ZM233 148V147H232ZM241 148H242V146H241ZM245 148V147H244ZM4 149V148H3ZM78 149V148H77ZM76 149V150H77ZM133 149V148H132ZM144 149H146V147L144 148ZM150 149V148H149ZM229 149V148H228ZM255 149V148H254ZM259 150H260V148H258ZM1 150V149H0ZM75 150V151H76ZM122 150V149H121ZM128 150H130V149H128ZM135 150V149H134ZM142 150V149H141ZM160 150V149H159ZM256 150H257V148H256ZM261 150V151H262ZM13 151V150H12ZM16 151V150H15ZM14 151V152H15ZM105 151H107V149L105 150ZM110 151V150H109ZM125 151V150H124ZM147 151V150H146ZM148 151H151V150H148ZM197 151V150H196ZM236 151V150H235ZM239 151V150H238ZM10 152V151H9ZM13 152V153H14ZM113 152V151H112ZM142 152V151H141ZM156 152V151H155ZM27 153H28V151H27ZM57 153V152H56ZM78 153V152H77ZM104 153V152H103ZM133 153H135V151H133ZM144 153H145V151L143 152V155H144ZM147 153V152H146ZM151 153H153V152H151ZM163 153V152H162ZM174 153V152H173ZM199 153V152H198ZM224 153V152H223ZM240 153V152H239ZM15 154V153H14ZM13 154V155H14ZM37 154V153H36ZM79 154V153H78ZM91 154H93V153H91ZM91 154H89V155H91ZM94 154H95V152H94ZM108 154V153H107ZM119 154V153H118ZM126 154V153H125ZM128 154H129V152H128ZM128 154H126V156L128 155ZM137 154V153H136ZM135 154V155H136ZM158 154V153H157ZM164 154V153H163ZM187 154V153H186ZM237 154V153H236ZM244 154V153H243ZM254 154V153H253ZM255 154H257L256 152H255ZM13 155H12V157H13ZM23 155H24V153H23ZM147 155V154H146ZM154 155V154H153ZM189 155V154H188ZM225 155V154H224ZM247 155V154H246ZM2 156V155H1ZM7 155H5V157H6ZM9 156V155H8ZM7 156V157H8ZM18 156H19V154H18ZM25 156V155H24ZM28 156V155H27ZM107 156V155H106ZM125 156V155H124ZM129 156H131V155H129ZM134 156V155H133ZM140 156H142V154L140 155ZM156 156V155H155ZM160 156H163V155H160ZM175 156V155H174ZM220 156V155H219ZM234 156V155H233ZM237 156V155H236ZM236 156H235V158H236ZM241 156V155H240ZM248 156V155H247ZM263 156V155H262ZM4 157V158H5ZM11 157V156H10ZM62 157V156H61ZM90 157V156H89ZM97 157V156H96ZM222 157V156H221ZM245 157V156H244ZM1 158V157H0ZM15 158V157H14ZM25 158V157H24ZM53 158V157H52ZM55 158V157H54ZM63 159H64V156L62 157ZM67 158V157H66ZM79 158V157H78ZM93 158V157H92ZM104 159H105V156L103 157ZM113 158V157H112ZM122 158V157H121ZM127 158H129L128 156H127ZM127 158H125V160L127 159ZM145 158H148V157H145ZM153 158V157H152ZM160 158V157H159ZM162 158V157H161ZM180 158V157H179ZM178 158V159H179ZM256 158V157H255ZM94 159V158H93ZM96 159V158H95ZM98 159V158H97ZM135 159V158H134ZM168 159V158H167ZM173 158H171V160H172ZM177 159V160H178ZM187 159V158H186ZM242 159V158H241ZM256 159H258V157L256 158ZM261 159V158H260ZM8 160V159H7ZM13 160V159H12ZM54 160V159H53ZM59 160H60V158H59ZM58 160V161H59ZM66 160V159H65ZM100 160V159H99ZM103 160V159H102ZM122 160V159H121ZM128 160V159H127ZM141 160V159H140ZM152 160V159H151ZM154 160V159H153ZM157 160H158V158H157ZM165 160H166V158H165ZM182 160V159H181ZM221 160V159H220ZM229 160V162H224V161H222L221 163H219V164H217V165H213L212 167H211V171L219 178V179H223L224 177H226V176H229V177H236V176H238L239 174H240V171L242 170L241 169V164L239 163V161L238 160H233V161H230V159H228ZM114 161V160H113ZM112 161V162H113ZM134 161H136V160H134ZM162 161H163V159H162ZM161 161V162H162ZM175 161V160H174ZM173 161V162H174ZM218 161H219V159H218ZM250 161V160H249ZM2 162V161H1ZM142 162V161H141ZM159 162V161H158ZM157 162V163H158ZM172 162V163H173ZM206 162H208V161H206ZM57 163V162H56ZM59 163V162H58ZM73 163V162H72ZM74 163H75V161H74ZM123 163H124V161H123ZM127 163V162H126ZM129 163V162H128ZM144 163V162H143ZM148 163H150V161L148 162ZM217 163V162H216ZM215 163V164H216ZM255 163V162H254ZM4 164H6V163H4ZM3 164V165H4ZM30 164V163H29ZM67 164V163H66ZM69 164H71V163H69ZM85 164V163H84ZM95 164V163H94ZM130 164V163H129ZM144 164H146L147 165V163H144ZM206 164V163H205ZM208 164V163H207ZM83 165V164H82ZM108 165V164H107ZM112 165V164H111ZM122 165V164H121ZM149 165V164H148ZM158 165V164H157ZM209 165H211V164H209ZM247 165H248V163H247ZM253 165H255V164H253ZM2 166V165H1ZM7 166H8V164H7ZM10 166V165H9ZM67 166V165H66ZM71 166V165H70ZM122 166H124V165H122ZM129 166V165H128ZM128 166H126V168L128 167ZM135 166V165H134ZM185 166H186V164H185ZM196 166V165H195ZM259 166V165H258ZM261 166V165H260ZM259 166V167H260ZM16 167H18V166H16ZM45 167V166H44ZM77 167V166H76ZM148 167V166H147ZM160 167V166H159ZM246 167V166H245ZM7 168H9V167H7ZM56 168V167H55ZM64 168H65V166H64ZM81 167L79 166V169H80ZM123 168V167H122ZM154 168V167H153ZM171 168V167H170ZM173 168V167H172ZM193 168V167H192ZM14 169V168H13ZM63 169V168H62ZM76 169H78V168H76ZM190 169V168H189ZM255 169V168H254ZM259 169V168H258ZM12 170V169H11ZM40 170V169H39ZM61 170V169H60ZM67 170V169H66ZM126 170V169H125ZM130 170H133V169H131L130 168ZM153 170V169H152ZM183 170V169H182ZM195 170V169H194ZM203 170V169H202ZM209 170V169H208ZM263 170V169H262ZM35 171V170H34ZM33 171V172H34ZM151 171V170H150ZM149 171V172H150ZM155 171V170H154ZM181 171V170H180ZM258 171V170H257ZM17 172V171H16ZM45 172V171H44ZM50 172H52V171H50ZM63 172V171H62ZM61 172V173H62ZM127 173H130V172H128V171H126ZM158 172V171H157ZM181 172H183V171H181ZM195 172V171H194ZM197 172V171H196ZM253 172V171H252ZM255 172V171H254ZM40 173V172H39ZM47 173L49 174V172L47 171ZM57 173H59V171L57 172ZM125 173V172H124ZM148 173V172H147ZM154 173V172H153ZM152 173V174H153ZM180 173V172H179ZM262 173H264V172H262ZM9 174H10V172H9ZM50 174H52V173H50ZM54 174V173H53ZM84 174V173H83ZM196 174V173H195ZM13 175V174H12ZM42 176H43V174H41ZM63 175V174H62ZM80 175V174H79ZM175 175V174H174ZM177 175H179V174H177ZM198 175V174H197ZM244 175V174H243ZM248 175V174H247ZM263 175V174H262ZM14 176V175H13ZM40 176V175H39ZM39 176H38V178H39ZM41 176V177H42ZM47 176H49V175H47ZM46 176V177H47ZM51 176V175H50ZM60 176V175H59ZM154 176V175H153ZM192 176V175H191ZM255 176V175H254ZM30 177V176H29ZM36 177V176H35ZM34 177V178H35ZM44 177V176H43ZM63 177H65V176H63ZM68 177V176H67ZM81 177V176H80ZM148 177V176H147ZM195 177V176H194ZM193 177V178H194ZM242 177V176H241ZM9 178V177H8ZM28 178V177H27ZM26 178V179H27ZM48 179H49V177H47ZM51 178V177H50ZM146 178V177H145ZM175 178H176V176H175ZM198 178V177H197ZM196 178V179H197ZM209 178V177H208ZM251 178V177H250ZM262 178V177H261ZM261 178H260V180H261ZM41 179V178H40ZM43 179V178H42ZM53 179V182H57V184L59 183L58 181H54V178H52ZM57 179V178H56ZM79 179V178H78ZM183 179L184 180H182V182L181 183H186V181H187V178L185 179V177H183ZM201 179V178H200ZM238 179V178H237ZM247 179V178H246ZM252 179V178H251ZM8 180V179H7ZM23 180V179H22ZM36 180V179H35ZM43 180H45V179H43ZM58 180V179H57ZM66 180V179H65ZM69 180V179H68ZM80 180H81V178H80ZM147 180V179H146ZM163 180V179H162ZM166 180V179H165ZM179 180V179H178ZM194 180V179H193ZM206 180V179H205ZM231 180V179H230ZM242 180V179H241ZM254 180V179H253ZM29 181V180H28ZM33 181V180H32ZM31 181V182H32ZM48 181L49 180H47V184H46V186L48 185ZM164 181V180H163ZM176 181V180H175ZM232 181V180H231ZM259 181V180H258ZM1 182V181H0ZM16 182H17V180H16ZM41 182V181H40ZM165 182V181H164ZM194 182V181H193ZM205 181L203 180V183H204ZM256 182V181H255ZM29 183H30V181H29ZM50 183V182H49ZM79 183V182H78ZM157 184H158V182H156ZM160 183V182H159ZM161 183H163V182H161ZM223 183V182H222ZM221 183V184H222ZM233 183V182H232ZM7 184H8V182H7ZM37 184H39V183H37ZM51 184V183H50ZM197 184V183H196ZM216 184V183H215ZM236 184V183H235ZM241 184V183H240ZM245 184V183H244ZM6 185V184H5ZM31 185V184H30ZM32 185H34V184H32ZM161 185V184H160ZM186 185H187V183H186ZM190 185H192V184H190ZM193 185H194V183H193ZM8 186V185H7ZM11 186V185H10ZM17 186V185H16ZM39 186H41V185H39ZM50 186V185H49ZM53 186H54V184H53ZM64 186H66V185H64ZM75 186V185H74ZM203 186V185H202ZM244 186V185H243ZM5 187V186H4ZM3 187V188H4ZM18 187V186H17ZM69 187V186H68ZM73 187V186H72ZM179 188H175L176 190H174V188L172 189V190H174L173 192H172V194H170V195H168L167 197H165L164 198V201L165 202H168L170 205H172V206H175L176 207V205H180V203H181V201H182V197H181V186L179 185L178 186ZM189 187V186H188ZM231 187V186H230ZM236 187V186H235ZM242 187V186H241ZM245 187V186H244ZM254 187V186H253ZM10 188H12V186L10 187ZM74 188V187H73ZM158 188H161V187H159L158 186ZM186 188V187H185ZM194 188V187H193ZM197 188V187H196ZM225 188V187H224ZM262 188V187H261ZM154 189V188H153ZM152 189V190H153ZM220 189V188H219ZM253 189H255V188H253ZM7 190V189H6ZM136 190V189H135ZM134 190V191H135ZM151 190V191H152ZM170 190V189H169ZM168 190V191H169ZM195 190V189H194ZM226 190V189H225ZM71 191H73V189L71 190ZM171 191V190H170ZM196 191V190H195ZM218 191V190H217ZM223 191V190H222ZM228 191H229V189H228ZM238 191V190H237ZM1 192H3V191H1ZM0 192V193H1ZM75 192H77V191H75ZM139 192V191H138ZM164 192V191H163ZM184 192H185V190H184ZM232 192V191H231ZM242 192V191H241ZM15 193V192H14ZM70 193V192H69ZM78 193V192H77ZM167 193V192H166ZM186 193H187V191H186ZM196 193V192H195ZM203 193V192H202ZM221 193V192H220ZM225 193V192H224ZM239 193V192H238ZM264 193V192H263ZM72 194H73V196L75 197V195H74V193L72 192ZM205 194V193H204ZM231 194V193H230ZM247 194V193H246ZM255 194V193H254ZM78 195V194H77ZM131 195V194H130ZM134 195V194H133ZM157 195V194H156ZM159 195H160V193H159ZM262 195V194H261ZM72 196V195H71ZM138 196V195H137ZM136 196V197H137ZM233 196V195H232ZM153 197V196H152ZM164 197V196H163ZM197 197H198V195H197ZM227 197V196H226ZM228 197H230V196H228ZM227 197V198H228ZM235 197V196H234ZM149 198V197H148ZM93 199V198H92ZM220 199V198H219ZM130 200V199H129ZM133 200V199H132ZM135 200V199H134ZM136 200H137V198H136ZM185 200V199H184ZM106 201V200H105ZM139 201V200H138ZM201 201V200H200ZM257 201V200H256ZM260 201H262V200H260ZM259 201V202H260ZM135 202V201H134ZM141 202V201H140ZM185 202V201H184ZM209 202V201H208ZM146 203V202H145ZM191 203V202H190ZM194 203V202H193ZM162 204H164V203H162ZM182 204H183V201H182ZM255 204V203H254ZM260 204V203H259ZM262 204V203H261ZM99 205V204H98ZM127 205V204H126ZM138 205V204H137ZM147 205V204H146ZM155 205V204H154ZM237 205H241V207H242V215H241V217H242V220H243V222H242V224L241 225H239V226H235L234 228H232V230H231V235H232V237L234 238V240H235V242L237 243L236 245H238V246H241L243 243H244V245H245V243H247L248 241H250V240H253L254 239V237H255V230H252L251 228H257V225H258V223H257V217L262 213L260 210H261V208H260V210H258L259 208H256V209H254V208H252L251 210V212L249 211H247V208H249L248 206H249V203L245 200V201H243V199H240V198H233V199H231V198H228L227 200H220L219 201V204H218V207H219V209L221 210L220 211V214L219 215H221V217H222V219H225V218H227L228 216H229V214L232 212V210H233V208L234 207H236ZM79 206V205H78ZM92 206H93V204H92ZM91 206V207H92ZM100 206V205H99ZM132 206V205H131ZM139 206V205H138ZM181 206V205H180ZM253 206V205H252ZM47 207V206H46ZM49 207V206H48ZM136 207V206H135ZM182 207V206H181ZM253 207H255V206H253ZM260 207H262L261 205H260ZM264 207V206H263ZM76 208H78V207H76ZM99 208V207H98ZM97 208V209H98ZM137 208V207H136ZM168 208H169V206H168ZM167 208V209H168ZM173 208V207H172ZM183 208V207H182ZM184 208H185V206H184ZM183 208V209H184ZM199 208V207H198ZM70 209V208H69ZM69 209H67L66 211L67 212H69ZM72 209V208H71ZM145 209V208H144ZM160 209V208H159ZM167 209H166V211H167ZM170 209V208H169ZM211 209V208H210ZM254 209V210H253ZM45 211L46 210V208L45 207H43V206H39L38 207V209L36 210V212L35 213H40L41 211ZM51 210V209H50ZM53 210V209H52ZM78 210V209H77ZM152 210V209H151ZM164 210V209H163ZM198 210V209H197ZM263 210V209H262ZM43 211V212H44ZM55 211V210H54ZM71 211V210H70ZM107 211V210H106ZM139 211V210H138ZM140 211H142V210H140ZM181 211V210H180ZM184 211V210H183ZM96 212V211H95ZM98 212V211H97ZM101 212V211H100ZM128 212V211H127ZM162 212V211H161ZM160 212V213H161ZM175 212H177V211H175ZM57 213V212H56ZM70 213V212H69ZM68 213V214H69ZM80 213H82V212H80ZM89 213V212H88ZM103 213V212H102ZM105 213V212H104ZM134 213V212H133ZM144 213V212H143ZM148 213V212H147ZM151 213H152V211H151ZM164 213V212H163ZM167 213V212H166ZM199 213V212H198ZM42 214V213H41ZM49 214V213H48ZM53 214V213H52ZM58 214H60V213H58ZM65 214V213H64ZM67 214V213H66ZM74 214V213H73ZM90 214V213H89ZM91 214H93V213H91ZM122 214V213H121ZM189 214V213H188ZM232 214V213H231ZM241 214V213H240ZM47 215V214H46ZM46 215L44 214L43 216H45L46 217ZM50 215V214H49ZM63 215V214H62ZM75 215V214H74ZM81 215V214H80ZM99 215V214H98ZM146 215V214H145ZM166 215V214H165ZM194 215V214H193ZM201 215V214H200ZM31 216V215H30ZM33 216H34V214H33ZM33 216H31V217H33ZM65 216V215H64ZM69 216V215H68ZM79 216V215H78ZM96 216V215H95ZM102 216V215H101ZM121 216V215H120ZM140 216V215H139ZM179 216V215H178ZM186 216V215H185ZM194 216H197V215H194ZM203 216V215H202ZM207 216V215H206ZM35 217V216H34ZM59 217V216H58ZM73 217V216H72ZM80 217V216H79ZM88 217V216H87ZM100 217V216H99ZM109 217V216H108ZM150 217V216H149ZM175 217V216H174ZM199 217V216H198ZM220 217V218H221ZM36 218V217H35ZM74 219H75V217H73ZM117 218H120V217H117ZM132 218V217H131ZM148 218V217H147ZM167 218V217H166ZM170 218V217H169ZM173 218V217H172ZM190 218V217H189ZM193 218V217H192ZM229 218V217H228ZM227 218V219H228ZM259 218H261V217H259ZM29 219H30V217H29ZM33 219V218H32ZM31 219V220H32ZM42 219V218H41ZM89 219V218H88ZM158 219V218H157ZM175 219V218H174ZM196 219V218H195ZM231 219H233V218H231ZM238 219V218H237ZM28 220V219H27ZM34 220V219H33ZM32 220V221H33ZM36 220V219H35ZM42 220H44V223L43 224H47V222H46V220L43 218ZM47 220H48V218H47ZM64 220H66V218L64 219ZM63 220V221H64ZM84 220H86V218L84 219L83 218V221ZM150 220V219H149ZM167 220V219H166ZM165 220V221H166ZM169 220V219H168ZM244 220H245V222H246V220H248V222H249V224H248V226L245 224V222H244ZM51 221V220H50ZM59 221V220H58ZM66 221H68V220H66ZM80 221H82L81 219H80ZM89 221H92V220H89ZM88 221V222H89ZM98 221V220H97ZM109 221H111V220H109ZM114 221V220H113ZM116 221V220H115ZM114 221V222H115ZM124 221V220H123ZM127 221V220H126ZM162 221V220H161ZM172 221V220H171ZM191 221V220H190ZM210 221V220H209ZM227 221V220H226ZM237 221V220H236ZM235 220H234V222H236ZM260 221V220H259ZM35 222V221H34ZM54 222V221H53ZM60 222V221H59ZM76 222V221H75ZM122 222V221H121ZM133 222V221H132ZM156 222V221H155ZM164 222V221H163ZM181 222V221H180ZM188 222V221H187ZM192 222V221H191ZM190 222V223H191ZM194 222V221H193ZM218 222V221H217ZM222 222V221H221ZM239 222V221H238ZM6 223V222H5ZM78 223V222H77ZM101 223V222H100ZM184 223V222H183ZM233 223V222H232ZM29 224V223H28ZM36 224V223H35ZM38 224V223H37ZM53 224V223H52ZM51 224V225H52ZM85 224V223H84ZM83 224V225H84ZM97 224V223H96ZM106 224V223H105ZM176 224V223H175ZM198 224V223H197ZM260 224V223H259ZM31 225V224H30ZM34 225V224H33ZM95 225V224H94ZM119 225V224H118ZM165 225V224H164ZM163 225V226H164ZM178 225V224H177ZM183 225V224H182ZM184 225H185V223H184ZM224 225V224H223ZM261 225H262V223H261ZM264 225V224H263ZM14 226V225H13ZM53 226V225H52ZM61 226V225H60ZM59 226V227H60ZM64 226V225H63ZM85 226V225H84ZM115 226H116V224H115ZM131 226H133V224L131 225ZM212 226V225H211ZM222 226V225H221ZM14 227H16V226H14ZM13 227V228H14ZM18 227V226H17ZM42 227V226H41ZM48 227V226H47ZM87 227V226H86ZM100 227V226H99ZM98 227V228H99ZM149 227V226H148ZM185 227V226H184ZM188 227V226H187ZM205 227V226H204ZM210 227V226H209ZM23 228V227H22ZM50 228H52V227H50ZM49 228V229H50ZM56 228V227H55ZM81 228H82V226H81ZM92 228V227H91ZM132 228V227H131ZM168 228V227H167ZM172 228V227H171ZM175 228H176V226H175ZM195 228V227H194ZM199 228V227H198ZM221 228V227H220ZM225 228V227H224ZM223 228V229H224ZM25 229H26V227H25ZM41 229V228H40ZM48 229V230H49ZM63 229V228H62ZM93 229V228H92ZM180 229H182V228H180ZM180 229H179V231H180ZM219 229V228H218ZM222 229V228H221ZM24 230V229H23ZM22 230V231H23ZM58 230V229H57ZM66 230V229H65ZM96 230V229H95ZM98 230V229H97ZM171 230V229H170ZM187 230V229H186ZM204 230V229H203ZM212 230H213V228H212ZM216 230V229H215ZM226 230V229H225ZM20 231V230H19ZM51 231H53V230H51ZM60 231V230H59ZM93 231V230H92ZM106 231V230H105ZM119 230H117V232H118ZM140 231V230H139ZM189 231H190V229H189ZM6 232V231H5ZM25 232V231H24ZM31 232V231H30ZM40 232H42V231H40ZM49 232H50V230H49ZM61 232V231H60ZM102 232V231H101ZM116 232V231H115ZM121 232V231H120ZM159 232H161L160 230H159ZM176 232V230L174 231V234H176L175 233ZM222 232H223V230H222ZM226 232V231H225ZM256 232H257V230H256ZM8 233V232H7ZM10 233V232H9ZM15 233V232H14ZM17 233H18V231H17ZM33 233H34V231H33ZM45 233V232H44ZM74 233V232H73ZM89 233V232H88ZM122 233V232H121ZM120 233V234H121ZM133 233V235L135 234L134 232H131L130 234H132ZM189 233V232H188ZM192 233V232H191ZM195 233V232H194ZM4 234H6V233H4ZM30 234V233H29ZM29 234H28V237H29ZM42 234V233H41ZM51 234V233H50ZM56 234V233H55ZM58 234H59V232H58ZM62 234V233H61ZM91 234H92V232H91ZM172 234V233H171ZM203 234V233H202ZM212 234V233H211ZM219 234V233H218ZM222 234V233H221ZM226 234V233H225ZM1 235H3V234H1ZM17 235V234H16ZM32 235V234H31ZM52 235V234H51ZM54 235V234H53ZM57 235V234H56ZM74 235V234H73ZM98 238H102V237H100L101 235L99 234V233H97L96 232V234H95ZM112 235V234H111ZM147 235V234H146ZM160 235V234H159ZM173 235V234H172ZM187 235V234H186ZM196 235V234H195ZM230 235V236H231ZM33 236V235H32ZM36 236V235H35ZM43 236V235H42ZM81 236V235H80ZM120 236V235H119ZM190 236V235H189ZM202 236V235H201ZM204 236V235H203ZM212 236V235H211ZM3 237H5V236H3ZM37 237V236H36ZM54 237V236H53ZM52 236H51V238H53ZM84 237V236H83ZM191 237V236H190ZM197 237V239H198V236H196ZM227 237V236H226ZM231 237V238H232ZM12 238V237H11ZM42 238H44V236L42 237ZM67 238H68V236H67ZM81 238V237H80ZM95 238V237H94ZM113 238V237H112ZM123 238V237H122ZM142 238V237H141ZM169 238H171V236L169 237ZM200 238V237H199ZM29 239V238H28ZM37 239V238H36ZM60 239V238H59ZM70 239V238H69ZM85 239V238H84ZM106 239V238H105ZM135 239H136V236H135ZM143 239V238H142ZM167 239V238H166ZM39 240V239H38ZM37 240V241H38ZM43 240V239H42ZM55 240V239H54ZM53 240V241H54ZM72 240V239H71ZM80 240V239H79ZM86 240V239H85ZM89 240V239H88ZM99 240V239H98ZM108 240V239H107ZM107 240H106V242H107ZM137 240V243H138V239H136ZM205 240V239H204ZM212 240V239H211ZM232 240V239H231ZM233 240V241H234ZM1 241H2V239H1ZM1 241H0V244H1ZM22 241V240H21ZM24 241H25V239H24ZM23 241V242H24ZM27 241V240H26ZM31 241V240H30ZM34 241V240H33ZM40 241V240H39ZM45 241V240H44ZM46 241H48V238L46 237ZM45 241V242H46ZM53 241H51V242H53ZM56 241V240H55ZM66 241V240H65ZM76 241V240H75ZM102 241V240H101ZM124 241H125V239H124ZM142 241H144V240H142ZM157 241V240H156ZM199 241H201V240H199ZM210 241V240H209ZM215 241V240H214ZM3 242V241H2ZM9 242V241H8ZM44 242V243H45ZM100 242V241H99ZM155 242V241H154ZM166 242V241H165ZM188 242H190V241H188ZM194 242H197V241H194ZM252 242H254V241H252ZM5 243V242H4ZM11 244H12V242H10ZM20 243V242H19ZM27 243V242H26ZM41 243H43V242H41ZM68 243V242H67ZM70 243V242H69ZM72 243H74L75 244V242H72ZM127 243V242H126ZM126 243H125V245H126ZM136 243V242H135ZM156 243V242H155ZM198 243V242H197ZM212 243H213V241H212ZM11 244H10V246H11ZM14 244H15V241H14ZM14 244H12V245H14ZM28 244V243H27ZM34 244H36V243H34ZM86 244V243H85ZM106 244V243H105ZM108 244V243H107ZM107 244H106V246H107ZM115 244V243H114ZM128 244V243H127ZM132 244V243H131ZM146 244V243H145ZM150 244V243H149ZM148 244V245H149ZM157 244H158V242H157ZM168 244V243H167ZM170 244H171V242H170ZM191 244V243H190ZM193 244V243H192ZM196 244V243H195ZM205 244V243H204ZM257 244V243H256ZM2 245V244H1ZM15 245H17V244H15ZM19 245V244H18ZM17 245V246H18ZM84 245V244H83ZM90 245V244H89ZM88 245V246H89ZM97 245V244H96ZM103 245H104V243H103ZM112 245H113V243H112ZM160 245V244H159ZM202 245V244H201ZM232 245V244H231ZM254 245V244H253ZM9 246V245H8ZM30 246H32V245H30ZM35 246V245H34ZM42 246V245H41ZM78 246V245H77ZM121 246V245H120ZM129 246H131V245H129ZM136 246V245H135ZM140 246H141V244H140ZM143 246V245H142ZM173 246V245H172ZM193 246V245H192ZM264 246V245H263ZM263 246L261 247V248H263ZM1 247V246H0ZM14 247V246H13ZM21 247V246H20ZM28 247V246H27ZM33 247V246H32ZM36 247V246H35ZM53 247V246H52ZM64 247V246H63ZM62 247V248H63ZM80 247V246H79ZM100 247V246H99ZM136 247H138V246H136ZM135 247V248H136ZM148 247V246H147ZM146 247V248H147ZM215 247H217V246H215ZM253 247V249H254V246H252ZM251 247V248H252ZM4 248V247H3ZM8 248V247H7ZM44 248V247H43ZM47 248H49V247H47ZM65 248V247H64ZM81 248V247H80ZM92 248V247H91ZM101 248V247H100ZM107 249H108V247H106ZM133 248V247H132ZM132 248H131V250H132ZM172 248V247H171ZM170 248V249H171ZM219 248V247H218ZM220 248H221V254H222V256H223V258H225V256H228V252H229V249H228V245L227 244H221L220 245ZM245 248V247H244ZM246 248H247V246H246ZM256 248V247H255ZM10 249V248H9ZM21 249V248H20ZM37 249H39L38 247H37ZM36 249V250H37ZM88 249H90V247L89 248H87V250ZM95 249V248H94ZM105 249V248H104ZM111 249V248H110ZM114 249H115V247H114ZM122 249V248H121ZM124 249H125V247H124ZM239 249V248H238ZM1 250V249H0ZM3 250V249H2ZM6 250V249H5ZM30 250H31V248H30ZM86 250V249H85ZM100 250V249H99ZM103 250V249H102ZM111 250H113V249H111ZM126 250H127V248H126ZM125 250V251H126ZM150 250V249H149ZM163 250V249H162ZM162 250H159V251H162ZM257 250V249H256ZM10 251H12V250H10ZM26 250L24 249V252H25ZM29 251V250H28ZM47 251H49V250H47ZM74 251V250H73ZM76 251V250H75ZM105 251V250H104ZM139 251V250H138ZM144 251V250H143ZM152 251H153V249H152ZM168 251V250H167ZM5 252V251H4ZM4 252H2V253H4ZM13 252V251H12ZM23 252V251H22ZM41 252V251H40ZM55 252H56V250H55ZM60 252V251H59ZM58 252V254H61V253H59ZM66 252V251H65ZM87 251H85V253H86ZM91 252H93L92 250H91ZM110 252V251H109ZM123 252V251H122ZM211 252V251H210ZM232 252H233V250H232ZM2 253H0V254H2ZM6 253V252H5ZM18 253H21V252H18ZM26 253V252H25ZM33 253V252H32ZM47 253V252H46ZM53 253V252H52ZM64 253V252H63ZM70 253V252H69ZM68 252H67V254H69ZM84 253V254H85ZM89 253V252H88ZM118 253V252H117ZM124 253V252H123ZM129 253V252H128ZM155 253H157L158 254V251L157 252H155ZM164 253V252H163ZM217 253H218V251H217ZM231 253V252H230ZM235 253V252H234ZM11 254V253H10ZM56 254V253H55ZM66 254V255H67ZM111 255H113L112 253H110ZM140 254V253H139ZM203 254V253H202ZM212 254V253H211ZM235 254H237V253H235ZM240 254V253H239ZM3 255V254H2ZM23 255V254H22ZM21 255V256H22ZM31 255V254H30ZM29 255V256H30ZM39 255V254H38ZM37 255V256H38ZM48 255V254H47ZM77 255V254H76ZM92 255V254H91ZM97 255V254H96ZM95 255V256H96ZM108 255V254H107ZM106 255V256H107ZM121 255V254H120ZM125 255H126V253H125ZM137 255V254H136ZM203 255H205V254H203ZM210 255V254H209ZM214 255H215V253H214ZM231 255V254H230ZM1 256V255H0ZM8 256V255H7ZM68 256V255H67ZM69 256H71V255H69ZM78 256V255H77ZM76 256V257H77ZM87 256V255H86ZM105 256V255H104ZM118 256V255H117ZM117 256H115L116 257V260H117ZM122 256V255H121ZM119 257V259L120 258H123V257ZM141 255H139V257H140ZM183 256V255H182ZM206 256V255H205ZM216 256V255H215ZM218 256V255H217ZM33 257V256H32ZM48 257V256H47ZM52 257V256H51ZM57 257V256H56ZM74 258H75V256H73ZM81 257V256H80ZM102 257V256H101ZM136 257V256H135ZM241 257V256H240ZM240 257H238V258H240ZM250 257V259H248ZM255 257V256H254ZM2 258V257H1ZM11 258H12V256H11ZM17 258H18V256H17ZM64 258V257H63ZM85 258V257H84ZM91 258V257H90ZM108 258H110V257H108ZM177 258V257H176ZM211 258V257H210ZM223 258H222V260H223ZM231 258V257H230ZM262 258V257H261ZM260 258V259H261ZM8 259H10V258H8L7 257V260ZM16 259V258H15ZM29 259V258H28ZM48 259H49V257H48ZM53 259V258H52ZM60 259V258H59ZM68 259H70L69 257H68ZM67 259V260H68ZM83 259V258H82ZM81 259V260H82ZM96 259H97V257H96ZM107 259V258H106ZM111 259H112V257H111ZM173 259H175V258H173ZM178 259V258H177ZM182 259H184V257L182 258ZM233 259H234V256H233ZM2 260V259H1ZM12 260V259H11ZM18 260H20V259H18ZM24 260V259H23ZM43 260V259H42ZM45 260V259H44ZM65 260V259H64ZM63 260V262H65ZM78 260V259H77ZM162 260V259H161ZM210 261H211V259H209ZM220 260V259H219ZM218 260V261H219ZM239 260V259H238ZM241 260H242V262H244V264L246 263V264H254L253 263V259H252V255L249 253H247V254H245V255H243L242 256V258H241ZM16 261V260H15ZM83 261V260H82ZM87 261V260H86ZM97 261H98V259H97ZM108 261V260H107ZM110 261V260H109ZM120 261H122L121 259H120ZM141 261V260H140ZM150 262H152L153 263V261L152 260H149ZM164 261V260H163ZM174 261V260H173ZM210 261H209V263L208 264H210ZM227 261V260H226ZM231 261V260H230ZM262 261H263V259H262ZM1 262V261H0ZM41 262V261H40ZM46 262V261H45ZM44 262V263H45ZM71 262V261H70ZM93 262V261H92ZM104 262V261H103ZM102 262V263H103ZM118 262V261H117ZM165 262V261H164ZM176 262H178V261H176ZM182 262V261H181ZM188 262V261H187ZM186 262V263H187ZM205 262H206V260H205ZM233 262V261H232ZM5 263V262H4ZM14 263V262H13ZM33 263H35V262H33ZM80 263H81V261H80ZM87 263V262H86ZM85 263V264H86ZM94 263H96L95 261H94ZM93 263V264H94ZM145 263V262H144ZM147 263H148V261H147ZM160 263V262H159ZM185 263V262H184ZM207 263V262H206ZM234 263V262H233ZM262 263V262H261ZM3 264V263H2ZM36 264V263H35ZM43 264V263H42ZM55 264V263H54ZM59 264H60V262H59ZM67 264V263H66ZM79 264V263H78ZM97 264V263H96ZM115 264V263H114ZM150 264V263H149ZM183 264V263H182ZM230 264V263H229ZM240 264V263H239ZM263 264V263H262Z\"/></svg>", "mask_w": 264, "mask_h": 264}]
</instances>
